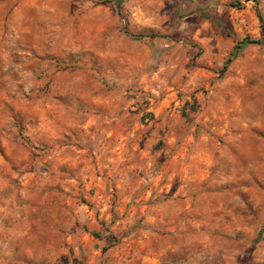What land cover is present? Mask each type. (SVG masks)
<instances>
[{
    "label": "rangeland",
    "instance_id": "rangeland-1",
    "mask_svg": "<svg viewBox=\"0 0 264 264\" xmlns=\"http://www.w3.org/2000/svg\"><path fill=\"white\" fill-rule=\"evenodd\" d=\"M262 24L264 0H0V264H135L143 249L125 239L148 226L133 209L154 171L139 152L152 131L164 133L151 161L155 149L162 158L188 146L204 226L162 233L171 247L155 242L148 263L264 264ZM246 37L261 44L221 71ZM185 103L196 111L183 117ZM100 131H112L104 156L128 161L129 180L143 184L132 181L125 202L111 184L116 216L89 254L58 225L64 207L93 205L84 179L99 174Z\"/></svg>",
    "mask_w": 264,
    "mask_h": 264
},
{
    "label": "crops",
    "instance_id": "crops-1",
    "mask_svg": "<svg viewBox=\"0 0 264 264\" xmlns=\"http://www.w3.org/2000/svg\"><path fill=\"white\" fill-rule=\"evenodd\" d=\"M164 131H152L148 138H146L143 147L139 149L142 153V157H145L144 162L145 171L147 169H153L152 176L147 177V181L150 183L146 190L139 195V199H145V202L138 204L137 208L133 209V212L137 214L140 211L146 216V224L148 225L144 230H136L137 238H128V242L133 243L134 246L140 250L136 253L135 264H149L148 261L154 258L155 249L154 243L162 240V243L171 244L169 239L170 235H163L162 233H177L183 232H195L203 230L204 218L200 221L201 213L198 211L197 203L195 202L198 189L194 183L199 179L197 175L190 174V168L192 164L184 163V156L188 146L181 144L175 147V150L165 151L164 156L161 158V154L164 150L155 149L153 156H158V159L151 161L150 152L154 146L155 137L163 134ZM123 134V133H122ZM96 153H97V165L98 173H91L87 175L88 181L84 179V183L88 184L87 188H91L93 194H88V197L93 204L90 208L81 206L75 210H67L65 207L62 209V218L58 225L59 231L69 230V233L65 234L63 242L74 244L76 248L80 246L89 254L94 252L99 253L100 248L92 249L93 244H99L101 246L103 241L101 238H94L84 231V228L88 230H101L107 225L109 219H115V211L109 209L111 184L114 182L119 188L121 193L122 202L136 197V188L132 181L129 180V174L127 170L130 168V164L125 159H115L113 157L104 156L107 152L106 144L112 135V131H100L97 134ZM111 144V143H109ZM123 144V143H122ZM125 145H121L122 151L125 149ZM158 154V155H157ZM150 156V158H148ZM155 158V157H154ZM110 161H103V160ZM72 181L73 178H71ZM143 184V181H139L137 184ZM76 191L77 197L81 200L82 192L78 189ZM203 193H198L199 197H202ZM135 201V200H134ZM125 206L120 203L118 208V214L124 212ZM72 212V213H71ZM68 216L72 218V221H68ZM125 224V220H122V225ZM46 228L50 229L51 225L47 224ZM197 228V230H196ZM156 245V244H155ZM161 246L160 254L165 252L166 247ZM100 256V255H99Z\"/></svg>",
    "mask_w": 264,
    "mask_h": 264
},
{
    "label": "trees",
    "instance_id": "trees-1",
    "mask_svg": "<svg viewBox=\"0 0 264 264\" xmlns=\"http://www.w3.org/2000/svg\"><path fill=\"white\" fill-rule=\"evenodd\" d=\"M112 1V0H111ZM117 2H120V0H115ZM233 7H237L238 5H232ZM260 21H262L261 16H259ZM143 30V29H142ZM262 30L264 31V25L262 24ZM125 33L128 35H131L128 31V27H125ZM130 37L137 39V40H144V39H148V40H153L155 38H158L159 35H157L156 33H154L153 31H148V30H143V31H139V33H137L136 35H131ZM249 44H253V45H259L261 44V41L258 39H250V38H244L241 41H238L232 51L229 54V57L226 59L224 66L222 67L221 71H225L227 69L228 64L232 61V59L236 58L238 56V54L240 53V51ZM189 105V106H188ZM186 106V107H185ZM187 107H190V111H192L193 113L196 111V109L193 108V103H185L184 107L181 110V114L183 117H185L188 113V109ZM147 116H149V118H152V114L148 113ZM84 231L86 233H88L89 235L93 236L94 238H101V233L100 231H95V230H88L87 228H84ZM82 264V263H79Z\"/></svg>",
    "mask_w": 264,
    "mask_h": 264
}]
</instances>
